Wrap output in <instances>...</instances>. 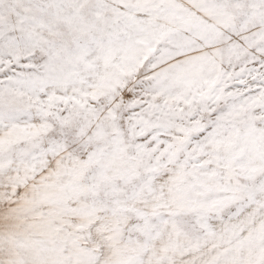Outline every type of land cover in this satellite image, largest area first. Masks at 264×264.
I'll use <instances>...</instances> for the list:
<instances>
[{
	"label": "snow or ice",
	"instance_id": "obj_1",
	"mask_svg": "<svg viewBox=\"0 0 264 264\" xmlns=\"http://www.w3.org/2000/svg\"><path fill=\"white\" fill-rule=\"evenodd\" d=\"M0 264H264V0H0Z\"/></svg>",
	"mask_w": 264,
	"mask_h": 264
}]
</instances>
